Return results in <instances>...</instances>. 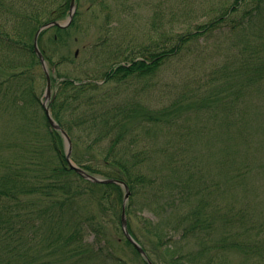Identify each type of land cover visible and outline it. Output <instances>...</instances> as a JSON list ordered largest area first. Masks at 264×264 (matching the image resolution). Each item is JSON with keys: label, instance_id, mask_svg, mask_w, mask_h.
I'll return each instance as SVG.
<instances>
[{"label": "trees", "instance_id": "trees-1", "mask_svg": "<svg viewBox=\"0 0 264 264\" xmlns=\"http://www.w3.org/2000/svg\"><path fill=\"white\" fill-rule=\"evenodd\" d=\"M58 1L0 0V93L3 96L12 92L0 102V111L13 112L21 118H15V125L0 130V264H130L117 251L120 239L133 246L140 258L136 264H149L123 233V187L117 183L92 182L70 167L64 137L49 123L39 97L38 89L43 86L38 87V84L41 79L46 84V75L35 51V35L45 22L67 17L70 0ZM80 14L76 13L73 26ZM111 21L112 16L106 15L107 24ZM260 23H264V0H232L214 19L177 36L173 33L171 44L164 40L145 45L139 55L133 53L121 58L109 65L100 77L62 76L56 96L50 101L53 116L72 138L75 162L93 174L122 179L129 184L128 228L155 264L162 261L154 255L159 247L170 255L169 263L180 264L188 255L186 246L193 249L192 243L196 248L188 257L200 264H210L214 254L219 264L228 263L232 253L249 254L242 245L244 241L235 237L232 229L236 221L247 219V214L253 213L245 211L244 207L240 213L226 204L222 209L224 213L214 218L202 190L205 186L209 188L210 178L215 174L203 167L196 176V166L189 168V164L181 165L176 176L178 181H173L171 195L164 199L167 196L164 188H159L152 174L147 178L143 173L142 166H146L149 151L142 139L144 133H150L159 122L165 125L162 133L170 131L172 120H180L185 114L169 113L171 118H168V112L162 108L152 109L141 101L122 100L119 87L154 74L165 58L179 55L182 47L197 36L228 27L239 50H235L234 59L227 60L215 72L222 81L217 80L216 88L190 111V115L196 111L211 112L217 122L223 117L221 120L226 125L235 117L238 135L246 136L239 127L240 117L247 130L253 120L248 107L250 95L257 91L264 94V53L249 39ZM252 28L255 30L250 31ZM55 29L62 40V31L69 28L55 26ZM45 31L39 37V45L52 71L60 65L61 59L55 60L56 57L47 52L43 43ZM105 41L104 38L102 42ZM118 57L116 54L115 59ZM62 60L70 58L63 56ZM52 79L56 81L53 76ZM73 101L90 105V109L73 106ZM38 110L43 113L41 123H38L41 119L36 118ZM229 111H232L231 116ZM26 114L28 117L24 116ZM151 115L155 120L152 126ZM184 117L187 122L191 120L190 116ZM259 141L263 143L264 139L259 138ZM84 149L87 154H83ZM233 155L231 166L235 172L227 174L230 176L228 188L240 198L248 190L256 168L250 163V156ZM183 170L185 172L179 176ZM241 176L246 179L242 180ZM145 179H150L155 187L148 188ZM227 189L223 191L225 194L220 193L225 200L229 198ZM175 198L182 206L188 203L186 210L178 203L172 204ZM239 198H236L238 202ZM139 199L146 209L161 199L168 201L163 202L168 208L161 209L165 212L172 206L177 213L172 218L169 212L155 222L135 213L133 208ZM220 208L215 206L214 210ZM111 210L117 214L114 212L109 218L106 213ZM137 216L139 220L134 218ZM114 220H118L117 229L123 235L119 239L110 234L107 226L115 223ZM176 230H180L177 238ZM143 233L152 237L143 239ZM243 239L250 243V238Z\"/></svg>", "mask_w": 264, "mask_h": 264}, {"label": "rangeland", "instance_id": "rangeland-1", "mask_svg": "<svg viewBox=\"0 0 264 264\" xmlns=\"http://www.w3.org/2000/svg\"><path fill=\"white\" fill-rule=\"evenodd\" d=\"M224 1L79 0L78 11L81 14L75 26L70 25L67 27L68 30L62 31L61 34L64 36L62 40L56 34L55 26L48 28L43 35V43L47 52L53 54L56 57L55 60L61 59L60 65L52 70L56 83L58 84L64 75L82 79L86 78V74L100 77L109 65L117 63L125 56H132L133 53V55H139V50L151 42L168 40L170 41L168 43L171 44L174 40L173 33H176L177 36L178 33L194 30L197 24L214 19L224 5L232 0ZM221 5L223 7L220 10ZM108 14L112 16L110 24L106 22ZM253 30L255 29H250V31ZM228 31V27H224L215 32L209 31L205 35L197 36L195 40L182 47L179 55L165 58L163 64L154 74L122 84L119 87V95L122 100L141 101L147 108H162L173 116L179 112L180 115L185 114L184 116L191 117L188 122L184 116L180 120H172L170 131L162 133L165 125L161 122L154 124V116L151 115L150 125L154 124L153 128L150 129V133H144L145 138L142 139L149 151L146 166H142L143 173L147 178H149V174H152L159 188H164L167 195L164 199L171 195L170 187L173 186V181H178L176 176L181 165L189 164V168H193L195 165L196 176H199L200 168L203 167L214 173L215 175L210 178L209 188L205 186V189L202 190V195L210 202L209 210L213 211L214 218L224 213L222 209L226 204L234 207V210H238L240 213L244 207L245 211L254 214H247V217L249 216L247 219L236 221L232 229L235 232L234 236L244 241L242 245L245 246L244 250L249 254L232 253L226 264H264V142L259 141V138L264 139V94L258 93V91L250 93L251 100H248V107L252 110L253 120L247 126V130L241 117L239 122V127L246 132V136L238 135L235 117L226 125L221 120L223 117L220 116L217 122L211 112L196 111L190 115V111L197 108L198 104H201V101L203 102L206 96L212 93L213 88H216L217 80L222 81V78H219L220 75L215 72L227 60L234 59L235 50H239L237 40ZM53 35H55L54 39ZM104 38L106 41L103 43ZM249 39L264 53V23H260V26L251 32ZM116 54L119 57L115 59ZM63 56L70 60L63 61ZM37 71L39 74L42 73L40 70ZM40 85L43 87L41 90L38 89V94L44 100L45 80L41 79L38 87ZM56 87L53 92L57 93ZM10 93L12 92L9 91L3 96H1L3 93H0V102L6 99ZM20 104L24 105V103ZM73 106L82 110L90 109V105L87 106L76 101H73ZM240 106L243 108V103ZM28 109H26L27 112H29ZM232 111H229V116ZM170 114L167 116L168 118H171ZM24 116L28 117V114ZM175 116L178 115L175 114ZM42 117L43 113L38 110L37 121L41 119L38 123L42 122ZM15 118L21 119L13 112L6 114L4 111H0V130L2 128L6 130L10 125H15L17 123ZM233 153H237L239 156H250V163L255 164L256 168L253 179L249 181L248 190H245L246 192L240 196L242 200L228 188L230 176L227 174L235 172L232 171L233 166H231ZM83 154H87L85 149ZM157 168L161 169L157 170ZM190 170L192 171V169ZM184 172L185 170L180 171L179 176ZM255 174H257L256 177ZM240 178L246 179L245 176ZM145 180L148 188L155 187L152 186L154 183L150 179ZM216 181L218 184L215 183ZM224 189H227L228 200L220 196V193L225 194V192L223 193ZM124 196L125 191L123 200ZM173 198L172 200H174ZM236 198H239V202ZM163 202L165 201L161 199L150 209H146L139 199L133 210L139 216L150 217L155 222L165 218L169 212L174 218L177 209L171 206L164 212L165 209L161 208L167 207V205ZM165 203L167 204L168 201ZM174 203H178L182 208L185 207L184 210L188 206L186 202L182 206L180 200L176 198L172 204ZM215 206L221 208L216 211L214 210ZM114 212L116 213L114 210L108 211L106 216L112 218ZM139 216L134 218L139 220ZM114 221L115 223L107 224V226L110 228V234L112 233L114 238L119 239L123 235L117 229L118 220ZM179 234L180 230H176L175 238ZM147 236L152 237L151 234L146 233L142 238L146 239ZM243 238H250L251 244H247ZM120 242L118 253L128 259L130 264L138 263L140 258L133 246L126 241L122 242L121 239ZM192 247L193 249L190 250L186 246V251L189 252H185L188 255L180 264H200L198 260L193 262L188 257L196 248V244L192 243ZM152 249L154 250V248ZM154 255L158 261L162 259L161 264H173L172 261L169 263L170 255L166 254L163 247H159ZM215 257L214 254V260L210 264H219Z\"/></svg>", "mask_w": 264, "mask_h": 264}, {"label": "water", "instance_id": "water-1", "mask_svg": "<svg viewBox=\"0 0 264 264\" xmlns=\"http://www.w3.org/2000/svg\"><path fill=\"white\" fill-rule=\"evenodd\" d=\"M76 9H77V3H76V0H71V6H70V14H69V17L67 19L66 22L64 23H61L60 21H52V22H49V23H46L44 25H42L39 30L37 31V34H36V37H35V49H36V52L37 54L40 56V59L42 61V64H43V68L47 74V86H46V90H45V99H49L51 97V92H52V80H51V75L49 73V70H48V66H47V63L45 61V57L39 47V44H38V37L40 35V33L52 26V25H58V26H61V27H65L67 25L70 24V22L72 21L73 17H74V14L76 12ZM44 106H45V110H46V113H47V116H48V119H49V122L51 123V125L59 130L64 138H65V144H66V155H67V159L69 161V164L71 166V168L75 169L79 174H81L82 176H84L85 178L91 180V181H94V182H103V183H108V182H116V183H119L121 185H123L124 189H125V196H124V203H123V212H122V227H123V230H124V233L125 235L127 236V238L135 245V247L139 250V252L146 258V260L149 262V264H154L152 262V260L149 258V256L147 255L146 251L144 250V248L141 246V244L132 236V234L129 232V229H128V222H127V216H126V203L128 202L129 200V196H130V193H131V190L129 188V185L122 181V180H119V179H114V178H102L100 176H97V175H93L89 172H87L84 168H82L81 166L77 165L76 163L73 162L72 160V140H71V137L70 135L67 133V131L55 120V118L52 116V113H51V110L49 108V106L47 105V102L45 100L44 102Z\"/></svg>", "mask_w": 264, "mask_h": 264}, {"label": "bare ground", "instance_id": "bare-ground-1", "mask_svg": "<svg viewBox=\"0 0 264 264\" xmlns=\"http://www.w3.org/2000/svg\"><path fill=\"white\" fill-rule=\"evenodd\" d=\"M46 102H47V99H46Z\"/></svg>", "mask_w": 264, "mask_h": 264}]
</instances>
